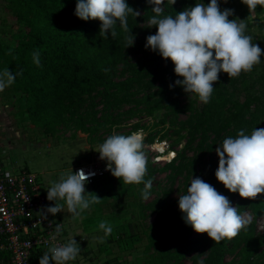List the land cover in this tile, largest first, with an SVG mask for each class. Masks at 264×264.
Masks as SVG:
<instances>
[{
  "label": "rangeland",
  "instance_id": "rangeland-1",
  "mask_svg": "<svg viewBox=\"0 0 264 264\" xmlns=\"http://www.w3.org/2000/svg\"><path fill=\"white\" fill-rule=\"evenodd\" d=\"M196 3L207 4L200 0ZM2 4L4 1L0 0V30L4 29L2 21L6 13ZM161 7L165 9L163 4ZM220 8L234 10V15L229 19L244 20L247 25L246 34L252 37V43H257L261 49H264V6L258 5L254 11L250 12L241 0H227V2L224 0L220 2ZM138 12L140 15L143 14L142 10ZM144 24L146 22H142L141 25ZM139 38L140 36L134 39V44H137ZM144 54V50L137 49L128 54L127 60L137 65V68L141 67L149 72L152 68L151 63L141 61ZM261 63H264V60L253 66L255 70L252 68L251 71H244L245 74L250 75L252 71H255L253 73L261 72ZM116 68L112 76L114 83H122L133 77V72L126 69L123 62L118 63ZM248 79L251 78L248 76ZM252 84L255 85L251 87V90H243V84L236 83L234 90L238 93V98L243 101L247 93L257 95L261 98L258 105H264V86L259 82ZM214 85L217 87L218 82ZM105 87L101 85L90 94L82 96L83 101L75 104L72 111L61 112L60 116L56 111H49L48 116L55 119L54 126L35 121L26 114L17 113L16 102L20 94L14 90L13 84L6 87L3 92H0V158L11 172L26 168L35 173L47 193L52 184L59 181L62 174L66 175L79 165L107 164V161L100 159V154L97 152L107 137L114 134L127 136L132 132L142 131V151L147 161L144 182L125 184L122 179H117L109 171L94 183L85 185L86 192L92 193L91 195L96 194L102 199L99 204L91 205L77 219L72 218L65 204L59 216L69 236L67 241L75 238L81 248L74 260L77 264L109 261L116 264H150L152 257L163 256L164 251H169L172 247L169 244L165 246L151 244L149 247L147 232L165 213L169 215L172 210L179 208V196L187 194L193 178L198 177L205 182L209 180V175L218 169L219 156L216 148L222 144L217 142L212 149L196 150L201 137L199 134L193 148L184 151L188 136L178 140L180 134L176 131L194 114L205 111L207 106V103L201 102L194 93L182 96L180 101L181 105L192 103L196 111H184L165 116L166 109L153 108L159 96L146 98L147 94L154 90L148 92L140 90L135 82H131L123 92H117V86L109 87L108 92L113 95L104 97ZM232 89L233 87H230V90ZM115 92L117 94H114ZM163 103V101L160 102V104ZM255 108L254 104L252 109L255 110ZM259 117L249 124L252 129L246 134L250 135L255 128L263 127L264 115ZM162 119L171 122L166 120L167 123L163 124L160 122ZM191 127L192 125L187 124L181 134L188 133ZM150 136L155 138L153 142L148 141ZM209 136V142H211L215 134L210 132ZM169 150L176 153L174 165L171 164L174 158ZM183 151L185 157L179 158ZM182 159L186 164L184 172L171 179L170 176L174 175L173 166L177 167ZM169 165L171 167L166 168ZM149 180L152 181V187L149 190L148 199H144L142 192ZM238 201L239 195H236L231 203L237 207ZM58 203L64 204L63 201ZM54 204L55 201H50L49 206ZM242 216L249 221L245 226L253 220L250 208H247ZM101 221L111 225L113 231L110 235H105L104 231L99 229ZM175 231V237L180 238V233H183L186 234L187 240H197L201 237V234L196 233L191 225L186 223L185 218ZM258 231L264 232V216L258 220ZM243 246L244 243L237 246L234 253L225 254L222 262L246 264L240 262ZM201 250L200 248L187 254L180 261L168 260L169 255H164V263L194 264L195 258L199 257V263L204 261L203 264H210L206 260L212 248L209 247L203 252ZM254 260L257 261L250 264H264L262 249L256 252Z\"/></svg>",
  "mask_w": 264,
  "mask_h": 264
},
{
  "label": "trees",
  "instance_id": "trees-1",
  "mask_svg": "<svg viewBox=\"0 0 264 264\" xmlns=\"http://www.w3.org/2000/svg\"><path fill=\"white\" fill-rule=\"evenodd\" d=\"M3 1L4 4L1 6L6 13L2 21L4 29L0 30V72L9 68L16 74L13 88L20 94L16 102L17 113L26 114L35 121L54 126L55 119L48 116L49 111H56L60 116L61 112L72 111L75 104L83 101L82 96L90 94L101 85L106 86L103 91L104 97H109L113 95L108 92L109 87L117 86V92H123L131 82H135L140 90L147 92L154 90L149 95L147 94L146 98L159 96L153 108L166 109L165 116L184 111H196L192 103L181 105L180 98L192 93H186L182 86L176 85V81L182 78L175 74L174 68L171 70L174 67L171 60H165L158 51H153L150 47L146 48L147 37L154 35L157 31L155 26L149 23L150 18L155 14L152 11L153 5L148 0H126L130 7L136 11L142 10L143 14L136 16L130 13L127 16L128 33L123 31L120 22L117 21L115 38L111 36V30L105 36L99 35L101 28L99 20L80 19L75 14L77 0ZM200 1L210 3V0ZM223 1L219 0V3ZM196 2L197 0H177L172 5L170 0H163L165 8L163 15L175 17L177 13L193 7ZM142 22L146 24L141 25ZM131 32L135 38L138 36L140 38L137 44L133 43L129 46L125 36L131 35ZM137 49L144 50L145 54L141 61L151 63V71H145L141 67L137 68V65L127 60L128 54ZM37 51L40 54V66L33 62V53ZM263 60L264 55L261 56L260 62ZM120 62L124 63L126 69L133 72V77L122 83H114L112 76ZM261 68L259 73L252 71L250 75H247L242 71L238 77L231 79L226 73L219 74L218 85L216 87L213 84L214 89L206 110L194 114L176 131L180 134L178 140L188 136L184 151L193 148L199 134L201 137L196 150L212 149L217 142L222 144L225 138L236 137L241 130L245 134L251 131L252 127L249 124L257 120L259 115L260 117L264 115V105H258L261 101L259 96L249 93L241 101L234 87L238 82L243 84V90H251V87L255 85L252 84L254 82H259L264 86V63H261ZM230 87L233 89L230 90ZM148 101L150 102L149 99ZM161 101L164 103L160 104ZM254 104L256 105L255 110L252 109ZM259 110L261 111L258 112ZM166 120L162 119L160 122L165 124L170 121ZM187 124L192 127L188 133L182 135L181 131L186 128ZM259 128H264V125ZM210 132L215 134L211 142H209ZM154 139L150 136L148 141L153 142ZM184 151L179 158L185 157ZM175 160L176 156L171 164L174 165ZM181 161L177 167L173 166L174 175L170 176L171 179L184 172L186 164L183 159ZM194 161L195 159L193 163ZM168 167L171 166L166 168ZM215 172L209 175L206 183L211 184L232 202L239 193L227 190L216 179ZM237 204L240 215L250 208L253 220L233 239L224 238L216 243L206 233L201 234L197 240H187L186 234L183 233H180V238L175 237V230L185 218V214L178 208L172 210L169 215L165 213L159 222L147 232L149 247L151 244L159 246L169 244L173 249L165 250L162 254L163 256L169 255L168 260L176 259L177 261L195 250L201 248L203 252L210 247L212 251L206 261L210 264H225L222 262L223 256L227 253H234L237 246L244 243L240 262L246 264L256 262L254 256L258 250L262 249L264 255V232L259 233L258 231V220L264 216V194L259 195L255 200L244 199L239 195ZM42 256V253L37 252L33 257L34 264H39ZM163 256L152 257L150 264H167L164 263ZM199 262V257H196L194 264H203L204 261Z\"/></svg>",
  "mask_w": 264,
  "mask_h": 264
},
{
  "label": "clouds",
  "instance_id": "clouds-1",
  "mask_svg": "<svg viewBox=\"0 0 264 264\" xmlns=\"http://www.w3.org/2000/svg\"><path fill=\"white\" fill-rule=\"evenodd\" d=\"M153 5V15L149 23L157 29L154 35L147 37L146 48L158 51L165 60L174 64L178 77L176 85L182 86L186 93H194L203 103H208L213 92V84L219 80L221 72L229 78L238 77L242 71H251L260 63L264 49L252 43V37L246 34L247 25L239 18L229 19L234 10H221L219 0L210 3H196L175 15H163V0H148ZM177 0H170L174 5ZM227 2V0H225ZM249 11L258 5L264 6V0H241ZM140 13L134 10L126 0H77L75 14L82 20H99V35L105 36L111 30L116 37L117 21L125 33L129 32L127 16ZM135 37L126 35L129 46ZM33 62L40 66L39 52L33 53ZM16 74L5 68L0 72V92L11 86ZM143 148L142 131L130 135L114 134L106 138L97 151L100 159L107 161L106 170L125 184L144 182L147 161ZM170 153V152H169ZM219 166L215 172L216 179L232 193H239L241 198L255 200L264 194V128H255L251 134L239 131L235 138L223 140L222 146L216 148ZM95 172L85 173L84 169L61 175L47 190V199L55 201L54 206L46 209L45 215L67 210L73 219L91 205L99 204L101 198L86 192L85 185ZM152 181H147L142 192L148 199ZM86 194H89L86 196ZM90 197V198H89ZM63 201L64 204L58 203ZM179 209L185 214L186 223L198 234H207L214 242L232 239L249 222L238 213L231 201L219 193L211 184L201 178H193L187 194L179 196ZM99 229L105 235L113 231L106 221L99 223ZM60 225L55 232L59 234ZM56 237L54 236L53 239ZM81 248L75 238L66 244L54 245L40 257L39 264H67L74 261Z\"/></svg>",
  "mask_w": 264,
  "mask_h": 264
},
{
  "label": "built area",
  "instance_id": "built-area-1",
  "mask_svg": "<svg viewBox=\"0 0 264 264\" xmlns=\"http://www.w3.org/2000/svg\"><path fill=\"white\" fill-rule=\"evenodd\" d=\"M169 152L175 158V151ZM106 168L107 164L90 163L75 167L73 172L80 169L85 173L95 172L87 183L92 184L109 172ZM49 203L44 185L35 173L26 168L11 172L0 158V264H34L37 252L44 255L52 246L68 242L59 213L45 215ZM57 225L61 229L59 234L55 232ZM67 264L77 263L69 261ZM108 264L116 263L109 261Z\"/></svg>",
  "mask_w": 264,
  "mask_h": 264
},
{
  "label": "bare ground",
  "instance_id": "bare-ground-1",
  "mask_svg": "<svg viewBox=\"0 0 264 264\" xmlns=\"http://www.w3.org/2000/svg\"><path fill=\"white\" fill-rule=\"evenodd\" d=\"M162 147V146H161Z\"/></svg>",
  "mask_w": 264,
  "mask_h": 264
}]
</instances>
